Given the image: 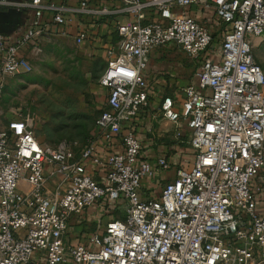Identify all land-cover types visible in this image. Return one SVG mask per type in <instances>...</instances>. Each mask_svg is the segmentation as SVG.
I'll return each mask as SVG.
<instances>
[{"label": "built area", "instance_id": "1", "mask_svg": "<svg viewBox=\"0 0 264 264\" xmlns=\"http://www.w3.org/2000/svg\"><path fill=\"white\" fill-rule=\"evenodd\" d=\"M108 2L0 0V8L33 12L31 30L11 42L0 23V101L7 78L31 71L21 51L49 23L125 18L115 22L117 40L105 49L98 79L105 108L82 148L41 142L17 109L0 128V264H264V216L252 196L254 181L264 185V73L253 54L254 40L264 37V0ZM192 7L223 25L219 36L187 13ZM74 38L80 45L87 34L75 30ZM158 48L198 64L195 83L182 89L181 111L169 97L160 106L193 160L157 198H143V180L170 169L165 156L140 160L133 127L148 101L143 72ZM100 140L119 143L104 163L95 153ZM86 161L103 165L104 183ZM102 201L121 216L71 244L70 220Z\"/></svg>", "mask_w": 264, "mask_h": 264}, {"label": "rangeland", "instance_id": "2", "mask_svg": "<svg viewBox=\"0 0 264 264\" xmlns=\"http://www.w3.org/2000/svg\"><path fill=\"white\" fill-rule=\"evenodd\" d=\"M253 44L256 63L264 73V37L256 38ZM38 49L29 58V73L5 80L0 101V128L9 127L11 111L17 109L32 119L30 128L41 142L53 146L66 140L77 142L82 148L94 134L95 121L100 112L92 99L91 89L97 85L102 63L100 59L86 55L64 36L44 38ZM154 53L158 54L161 71L173 76L172 80L195 82L194 74L198 67L195 60L174 48H159ZM187 85L173 84L170 89L176 88L178 104L184 101L182 89ZM180 131L185 141L189 131L184 123H181ZM170 141L176 144L181 156L191 158L192 150L188 146L175 137H171ZM82 215L74 218L80 220ZM110 215L116 219L121 213L108 209L105 201L94 204L88 211V228L78 229L76 234L83 236V240L95 230V223L102 222L101 227H104Z\"/></svg>", "mask_w": 264, "mask_h": 264}, {"label": "crops", "instance_id": "3", "mask_svg": "<svg viewBox=\"0 0 264 264\" xmlns=\"http://www.w3.org/2000/svg\"><path fill=\"white\" fill-rule=\"evenodd\" d=\"M44 2L59 3L60 0H44ZM187 13L200 20L205 19L213 36L220 35L222 30H220V28H223V25L216 18L212 17V15L195 7H192ZM32 17L33 12L29 9L16 11L7 7L0 8V23L5 30L7 40L11 42L16 37L20 36L24 31L31 30L30 23ZM46 18L47 15H45L44 20H46ZM116 20L123 21L125 18H110L101 20L99 23H93L90 18L82 19L81 22L79 19L74 18L73 23H66L64 26H57L49 23L48 27L43 30L37 38H35L33 43L29 44V46L25 47L21 51V54L29 59L34 52V46L35 48H39L44 38L64 36L71 40L74 46H76L79 50H82L86 55L100 59L103 71L106 66L105 49L117 40L115 28L118 23H115ZM73 30L74 34L75 30L85 31L87 39H85L80 45L76 44L74 34L72 32ZM158 49L154 50L150 54L147 66L143 72V76L148 85V101L147 105L141 109L138 117L133 122V127L136 137L141 144L140 160L148 161L153 164L157 158L165 156L170 163V169L165 172H157L151 178H145L143 180V198H157L163 184L174 178L176 169L182 166L184 168H189L193 160V153L190 159H186L181 156L180 152L177 150L176 144L171 143V137L174 138L178 130L173 123L162 117L160 109L163 99L165 97H169L174 101V111H180L181 104H178V100L175 98L176 88L172 90L170 89L173 87V84L174 86H179L181 83H190L187 81H180L179 79L174 81L172 80L173 76H167V73L161 71L162 68L158 66L161 63L160 60H158V54L154 53ZM91 96L97 104L96 106L99 108L100 114L105 108L106 91L98 84V81L97 85L91 89ZM173 131L174 134L172 136ZM117 150H119V143L117 141L113 143H106L100 140L97 142L95 153L104 163L106 156L112 151ZM85 165L87 171H89L97 179V181L104 183L105 169L103 165L98 168L92 167L89 161H86ZM252 196L255 200L258 213L264 216V185L254 181L252 185ZM91 207L87 208L83 212L82 219L77 220L73 218L70 220L68 232L71 244H77L82 241L83 236H79L80 234L78 235L76 232L78 229L80 230L84 227L88 228L89 224L86 222V219H88V211ZM110 220H112L111 215L108 218V221ZM101 223H95V230L102 228Z\"/></svg>", "mask_w": 264, "mask_h": 264}, {"label": "trees", "instance_id": "4", "mask_svg": "<svg viewBox=\"0 0 264 264\" xmlns=\"http://www.w3.org/2000/svg\"><path fill=\"white\" fill-rule=\"evenodd\" d=\"M92 135H93V134H92ZM92 135H91L89 138H91V137H92ZM89 138H88V139H89Z\"/></svg>", "mask_w": 264, "mask_h": 264}]
</instances>
